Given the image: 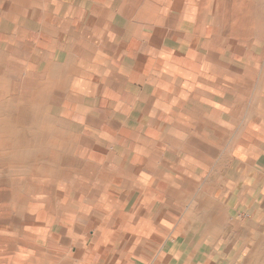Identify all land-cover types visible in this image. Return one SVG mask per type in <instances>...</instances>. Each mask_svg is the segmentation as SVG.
Returning <instances> with one entry per match:
<instances>
[{"label":"crops","instance_id":"crops-1","mask_svg":"<svg viewBox=\"0 0 264 264\" xmlns=\"http://www.w3.org/2000/svg\"><path fill=\"white\" fill-rule=\"evenodd\" d=\"M130 3L0 0V147L53 180L39 226L100 264H264V36Z\"/></svg>","mask_w":264,"mask_h":264},{"label":"rangeland","instance_id":"rangeland-1","mask_svg":"<svg viewBox=\"0 0 264 264\" xmlns=\"http://www.w3.org/2000/svg\"><path fill=\"white\" fill-rule=\"evenodd\" d=\"M129 1L142 18H148L154 6L164 8L173 2L176 7L175 4L186 1L191 11H204L208 23L217 16L226 26L237 28L238 34L264 36V0ZM29 149L43 158L36 146ZM20 150L0 147V264H100L87 258L85 250L77 251L75 244H70L69 238L56 227L39 226L36 218L43 207L39 201L51 192L53 180L40 178L42 172L33 171L35 163L25 172L19 168L20 162L10 163L8 159L12 155L17 160L20 158ZM46 165L52 168V162Z\"/></svg>","mask_w":264,"mask_h":264}]
</instances>
